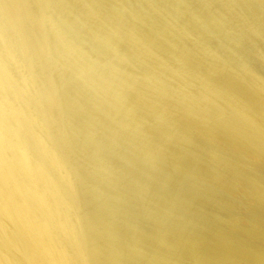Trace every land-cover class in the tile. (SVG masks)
I'll list each match as a JSON object with an SVG mask.
<instances>
[{
    "label": "bare ground",
    "instance_id": "bare-ground-1",
    "mask_svg": "<svg viewBox=\"0 0 264 264\" xmlns=\"http://www.w3.org/2000/svg\"><path fill=\"white\" fill-rule=\"evenodd\" d=\"M258 1H259L258 2L259 6L264 10V0H258ZM74 2H75V0H67V3L69 5H71L70 7H72V4ZM90 2H91V5L92 4L94 5V0H91ZM32 3L37 4V6H38V9H36L37 11L34 10L33 7H35V6H32ZM44 5L46 7H48V9L43 8ZM51 9H53V10L56 9V12L58 13L59 18L66 20V21H68L69 18L71 19V17H69L70 12H67L68 11L67 8L62 3L55 2V0H0V264H107L106 262H104L105 258H103L104 260H102V258H101L102 257V255H101L102 249L100 248V245H99V237L98 236L101 235L103 232L98 235L100 230L101 231L105 230V231H107L108 234L110 233V234L114 235V238H113V240L111 239L112 240L111 242H110V240H108V242H109L108 246L109 247L108 248L106 247V249H108L107 250L108 252L106 251V254L108 253L109 257L107 258L106 255L104 256L108 260L111 259L112 260L111 262H113V264L114 263L115 264H123L124 263L123 257L125 255V252L129 253V249H131L130 247H132V246L127 247L128 244H126L125 242H122L121 239L119 240L117 238V236L119 237L118 230H117L118 226H115L114 223H113L114 224L113 225L112 221H110L109 218H106V219H109V221H108L102 217L104 219V221H107V222H104L103 219L101 218V215L99 214V216H98L96 214L97 211L94 213V212H92L93 210H89V207L87 206L88 202H86L87 198L86 197L84 198L85 194L82 193V194H84V196H83L81 194V191H80L81 187H82L81 185H83V187L84 186L88 187L87 185L91 184V183L88 184L89 182H91V181L95 182L97 179L95 181L93 179V180L87 182V185L81 184L80 185L81 187H79V185H78V183H81L83 181H88L89 178H87V180H85L84 177L82 178V176L84 174L80 172L81 167H78L79 163L77 165V163L75 161V159H77V158L76 157L74 158V153H75V149H74L75 146H73L74 140L71 142V139L68 138V136L72 135V133L75 136L77 133L76 130L78 128L75 129L73 127L74 124L72 125V123H71L72 120H70V119H71V116H73L71 111L73 109L71 110L69 105L67 107L66 103H68L69 102L68 100L71 99V101H75V104L73 103L74 105H76V106L79 105V106H77L79 108L82 105H83V108H84V106L89 107V105L88 106L84 105L85 102L83 103V101H85V100L82 101V98H80L81 96H79L80 94H78V95L75 94V93H77V91L75 93L74 92L70 93L68 91L69 85H66L67 83H65V81H67V79L65 80V78H67V76L65 75V73H60L63 70H66L68 68H69L68 70L71 69L72 71H75V69H77L78 66L82 67V69L80 68L81 70H83L82 71L83 73H81L83 75H81V76H84V79L86 78V80L84 82H87V84L86 83L84 84V82H82V83L84 85H86V87H87V85L89 86V88H86L87 90L89 89L88 91L92 90L91 92L93 93V91L95 92L97 90L96 87L102 89V87L106 86L110 90L109 93L110 94L112 93L114 99H116L117 102H114L116 104H113V102H112V104L109 103V102H111L110 100L113 99V98H111V96H110L111 99L108 101L110 109L113 111V113H108L110 115L112 114L110 117V120L108 121L109 123L112 120L117 121L114 119L116 118V115L119 116L117 113H121L119 111L123 112L122 115H120V116L124 117V119L127 120L129 124L132 123L134 126H140L141 127L140 124L147 123L146 121H148L149 123H152V122H155L156 120H158L159 122H162L163 124H165V129L163 128L164 134H166V136L168 133L171 134V137H172L171 139L174 140L175 142H177L178 144H182V148L185 147L186 151L187 150L189 151V153L188 152L187 153L190 154L189 157L187 156L188 159L186 157V159L188 161L187 162L184 157L188 154H186L184 156L182 155V154L186 153V152H183L185 149H183V151L182 150L178 151V153L177 152L173 153V151L171 150L172 153H170L171 151H169L170 149H169V147H167L169 145L167 140L170 141V138L160 137V136H163L162 135L163 130L160 131V132H162L161 135L159 134V132L158 133L156 132L158 135L156 133H154V136H153L152 131H154L155 128L153 127V130H152L151 129L152 127L149 126L150 124L147 123L148 127H150V129L147 127L149 130L148 133L149 132H151V133L149 135L146 132L145 133L146 136L144 135L145 137L143 136L144 138L142 139L143 143L145 144L146 149H147V152H145L146 154L144 153L145 155L148 156L147 153L149 152L151 154V156L153 155L154 157L156 155H159L156 157H157V159H160L162 157L160 155L161 153L160 152H159V154H157V152L155 153L156 147H154V146H158L160 148L157 147L158 148L157 150L160 149L161 152L163 151V154L166 156V158L171 157L170 160L167 159V162L172 161V163H176L177 165H179L180 169H182L188 173L191 172L193 169L194 170L196 169L195 172L197 171L199 178H200V179L198 178V180H200L206 184H208V183L212 184L215 188L214 190H216L215 192L214 191H212V192H214L215 197L218 198V199H215V197L213 196L214 197V198L212 197L213 199L221 202L219 200V193L221 196L222 190L226 189L225 191H229L230 193L235 194V195H237V194L245 195V197L250 202L255 204L257 206L256 208H258V210H260L261 213H258L257 210L251 211V213H250L251 218H252L251 223H252V225L254 224V226L256 228H258L257 234H256V232H253V233L251 232V233L252 234L255 233L256 237L259 235L257 238H260L262 244L264 245V174H263L262 169H261L262 167L264 168V76H262L259 73L251 70V66H249L250 61L247 62L248 66L247 65L245 66V64L241 65V66L246 67V68L243 67L244 68L243 72L245 75L248 76V77L247 76L246 77L248 79H250V85L252 86L253 90L255 89L259 94V98L258 99L256 98L257 100H255L253 97H250V94H249L250 91L249 90L247 91V89L244 85H241V86H239V88H236L237 85L234 86L233 82H229V80L225 81L226 79L224 81L222 80L219 84L218 83L219 79L216 80L218 77L217 78L215 77L217 75V73L215 71L214 65H212V67L209 66V68H206V70L208 69L210 71L208 73V76L206 75L203 77L202 66L199 64L202 61L201 60L202 58L200 59L199 58L200 56L199 57H197L196 55L194 56V51L191 50L190 47H186V46L180 47L181 51L178 49L179 47L177 48V51H175L176 48H172L173 50L171 49L170 55H172V57L173 56L176 57L174 59H178V62L180 64L179 66L177 65L178 67H176V68L174 66V68H175L174 69L171 67V65H169L170 62L168 64L167 57L165 55H164V57H163V55L161 56L158 53V51H155L156 49L154 50L152 48L153 46L151 48L150 47H144V49L142 51H140V50H131V52L126 51L124 49V46L122 43L123 41H122L121 35L116 30L117 26L116 27L114 26L115 24L113 25L103 18H101L99 20V17L96 18V15L93 12L89 11L86 13L84 11V14L85 13L87 14L86 15L87 16L86 21L88 22L89 29H91V31L93 30L97 34H101V35L106 36L107 39L109 40V42L112 45H114V47H116L117 51L114 55L116 59H120V60H122V62H125L128 64L130 62H131L130 64L138 62V65L140 63V65L145 64V66L147 65L146 63H148L150 60V61L154 62L153 64H151V65H153L151 67L155 68V66H157L158 70L161 71L162 75L167 78L168 84L166 83L164 86L163 85L164 82L163 83H161V82H162V80L166 81V79L160 80L161 79L160 77H162V78H164V77L161 74H159L158 71H153V70L150 71L151 68H150V70H149V68L147 70L146 68L148 66L145 68V70L141 71L144 73V74L142 73L144 75L143 78L147 82V85L149 86L151 92H154L153 94L152 93L150 94L153 97H150L146 94L148 96L147 97L144 93L145 89L142 88V87H144V85H146L145 84L146 82L141 83L143 81V79L141 80L140 77H139L140 78L139 79L136 76L135 77L132 76L131 74L134 71L128 73L127 72L128 70L122 71L121 67H120V70H117L118 67H116L117 69L113 68V70L117 74L116 76L119 75L120 76L119 79L122 78L121 79L122 81L120 80L121 84L115 83V82L112 83L111 80H109L110 77H108L109 71L107 69H104V68H102L101 71L99 69H97L96 63H95L96 61H95V59L94 60L92 59L94 57H92L93 55H91L89 50L86 51L87 53H85V54L88 55V53H90L91 56L90 55L85 56V54H84L85 51L83 52L84 55L82 54L83 50L79 46H77V44H75L74 41H72L69 38L68 34L66 33V31L61 26L60 21L57 20L58 18H55V16H53L54 14L52 13ZM73 9L75 10L76 7L75 8L72 7L71 11ZM73 13H74L75 17L77 15L80 18L82 17V14H83V12L80 13L78 11V9H76ZM133 17H135V14ZM136 18H139V16H137ZM148 18H150V17L145 16L146 20H149ZM123 19H124L123 17L119 18L118 20H120V22L116 23V25H118L121 28V31L123 29L126 33H128V35L130 36V38H132V40L141 41V42L146 43L147 42V40L145 38L146 36L141 31H139V29H138L139 25L137 27V25H135V24H133L132 26L130 24V26L128 27V25H127L128 22L124 21ZM116 22H118V21L116 20ZM136 22H137V20H136ZM46 23L49 24L50 30H49L48 26L46 25ZM48 30L55 32L59 36V38L62 42V45H60V44L57 45L56 43L51 42L52 40H49L50 38H48V34H47V32H49ZM146 44H148V42ZM160 50H162V49H160ZM200 50H202L201 51L202 53H199V54L202 55L203 53L204 54L207 53L206 56L210 55V53L213 52V51H210L209 48L204 47V46L201 47ZM179 51H180V54H178ZM159 52L161 53L162 51H159ZM208 52H210V53L208 54ZM195 54H196V52H195ZM197 55H198V53H197ZM261 55L264 58V53H262ZM206 56H204V57L206 58ZM212 56L214 59V63H215V61H217L218 63L220 62L221 66L223 68H225V70L232 67V64H230V60H228V58L225 57L226 58L225 59L223 56L217 54L216 52H213ZM212 56L210 55L208 57L210 58ZM194 57L199 58L198 61L195 58V60L197 62H195ZM201 57H203V55ZM55 60H56V63H57V61L61 64L63 63V65L60 64L59 66L64 68V65L66 64L68 67L66 69L59 68V69H62V71L61 70L59 71V69H58V71L56 70L57 72L60 73L59 78L58 79L56 78V80H59L58 82L55 80L56 75H55V77L53 76V74H56L55 69H57V67H59L56 65ZM152 62H149V63H152ZM176 62H177V60H176ZM244 62L246 63V61H244ZM149 63H148V65H150ZM218 63L216 64V66L219 65ZM206 64H207V62H206ZM102 65L106 66L107 64H102ZM142 65L140 66L141 68H143ZM137 69H138V67H137ZM78 70H79V68H78ZM230 70H233V69H229V71ZM54 71H55V73H53ZM96 71H98V73H96ZM63 72H65V71H63ZM76 72L80 73V71H77V70H76ZM76 72H71V73L76 74ZM79 73H77V74H79ZM95 73L98 74L99 80H100V78L102 80V81H100V82H102L101 87H99L100 83H99V86L95 85L97 81L95 83L91 82L92 85L95 86V88H94V86H92L91 84L88 83V81L95 80V77H96ZM235 73H237L236 75L238 76V75H241L242 72L237 71ZM75 74H74V76H77V77L80 76V75H77V74L75 75ZM204 74H207V73H204ZM244 74L242 76H244ZM135 75H136V73H135ZM92 76L94 79H92ZM174 76H176V77L174 78ZM168 77L171 78V79H169V80H171L170 82L168 80ZM177 77H179L178 78L179 80L176 79ZM197 78H198V80L200 78V81H201L199 84V90L196 88V85H195L196 84L195 82L198 83V81H196ZM220 78H222V77H220ZM80 79L82 81L83 78L81 77ZM173 79H175V80H173ZM172 80L174 82L175 81H181V82H180V84H179V82H177V83L175 82L177 85L176 86L174 85L175 87H172V84L174 83ZM171 82H172V84H171ZM64 84H65V86H64ZM102 85H104V86H102ZM197 86H198V84H197ZM71 87H73V86H70V89H73ZM129 88L134 89V91L136 90V93L138 92L137 95L140 96V98H142V102H143L142 104H141V102H136L134 104L131 101L130 96L128 97L129 93L127 95V91L130 90ZM126 89H128V90H126ZM75 90H77V89H74L73 91H75ZM104 90H105V87H104ZM161 90H163V92H164L163 94H162ZM105 91H104V93H105ZM91 92H89V93H91ZM92 93H91V97L95 96V94L94 93L92 94ZM156 93H158L157 94L158 96L156 95ZM159 93H161L162 97L159 95ZM71 94H73V98H72ZM154 94L157 96V97L155 96L156 98L154 97ZM174 94H175V96H174ZM176 94H177V96H176ZM76 95L79 97H77ZM163 95H165V97L167 96L166 99L163 97ZM171 95H173L172 96L173 99H171V101L172 100L174 101V99L176 97L179 98V96L183 98L182 100H180V99L179 100L182 102H183V100L185 101V102H183L184 107H183V105H181L182 103L176 104V101L178 99H176L175 102H173L172 104H174L175 107L177 105L178 106L181 105L183 107V110L181 108H179L180 106L178 107L179 109L177 107H176V109H178L179 111L181 110L180 112L183 111V113L185 112V114L189 115V117H187V118H190L192 116V118L198 117L202 120L199 124H192V123L188 122L189 124L187 123V125H186V122L184 121V123H185L184 124V123H182V120L180 123L182 126L183 125L185 127L187 126L186 128H188L189 130H196V131L201 130L204 133H206L207 136L210 137V140H209L210 141V144H209L210 151L209 150L208 151L210 152L209 160H211L210 162H212L213 168L212 169L209 167L208 168L210 170H212L213 172L212 171L210 172L208 169H206L204 167V165H203L204 168L202 166L198 165V163L200 161L203 162L202 159L200 158L201 154L199 155V153H201V151H199L201 146H200V148H198L199 144L197 145L190 136H187V138H184L183 137L184 134L182 132H181L182 133L181 134L180 130L176 129L178 127V124L176 122H178L179 120L176 117V115H174V113L172 112V110H173L172 108L174 106L172 104H170L171 101L168 100V101H170L169 103L167 101V99H169ZM159 96L161 99L163 98L162 103L157 99V98H159ZM97 97H98V95H97ZM97 97H96V99H94L95 101L99 98V97L98 98ZM255 97H258V95L256 94ZM140 98H139V101H141ZM101 99H102V97H100V99H98V100H101ZM104 99H102V100H104ZM165 100L167 101L168 104L166 102H164ZM179 100H178V102H179ZM99 102L100 101H98V104L100 105L101 103H99ZM193 102L194 103L199 102L198 104L200 106L204 107L202 109L203 112L201 111V109L199 110V108L196 110L195 108H197L199 105H197V103L193 104ZM103 103L104 102H102V109L103 108H105V109L103 111H101L102 109L101 110L99 109L102 112V114H100L101 112L98 110V107H97V110L96 109L95 110L99 111L100 112L99 114L104 116L105 115L104 113H106V111H107L106 108L108 106L106 103L107 107L106 106L103 107V105H105ZM138 103H140V104H138ZM164 103H166L167 105H171L172 108H170L169 106L167 108V106H165ZM185 103H186V105H185ZM117 104L120 105V107H118ZM136 104H138L137 106L142 105V107H145V108H146V106H147V108L150 107L149 109H151V111L149 109H147V111L149 110L150 112H152V110H154V112H156V113L148 114L149 116L152 115V116H150V118L152 117L153 121L149 118L148 115H147L148 116L147 119H146L147 116L144 117V114H147L150 112L144 113L141 111L142 113H144V114H142L143 117H142V115H139V113H138L139 110H137V109H140V108H137ZM143 104H144V106H143ZM212 104L215 105L216 111H217V116H216V118L214 116V119L212 118V115L210 112V110L213 107ZM194 105H196L197 107H194ZM211 105H212V107H210ZM86 107H85V109H87ZM145 108H143L142 110H144ZM85 109H81V108L79 109V111L84 110L83 113L81 111L82 116L85 115L84 114V112L86 111ZM110 109H109V111H111ZM178 110H176V112ZM198 110L201 112H199ZM87 111H88V109H87ZM92 111H94V110H92ZM96 111H94V112H96ZM231 111H233V112L235 111V115L233 114V112L231 113ZM77 113H79L78 115H81L80 112H77ZM183 113H181V114L183 115ZM75 114H74V117L76 118L77 114L76 115ZM92 114L94 115L96 113L92 112ZM99 114L97 113L96 115L100 121L101 116H98ZM108 114L106 113V115H108ZM86 116H88V115L86 114ZM169 116L170 117L172 116V119L168 118ZM78 117L80 118V116H78ZM90 117H88V119L87 118L86 119L92 120V117L91 118ZM93 117H95V116H93ZM97 117H95V118H97ZM112 117H113V119L111 120ZM122 117H121V119H123ZM95 118H93V119H95ZM98 118L96 119V121L98 120ZM143 118L146 119V121L144 120L145 121L144 123L142 121ZM192 118H190V119H192ZM108 119H109V117H108ZM121 119H119V121ZM154 119H156V120L154 121ZM80 120L81 119H79L77 121H80ZM83 120H84V118L82 119V121ZM91 120H90V123L86 121V124L87 123L92 124V126H91L92 128L91 127L90 128L93 129V127H95V125L93 126V124H95L96 122L94 121L95 123H93V121H92V123H91ZM171 120H173V122ZM214 120L216 122H220L221 124H224V123L229 124L228 128H231V130H233V131L230 132L231 131L230 130L229 133H226V131L224 132L223 131L224 129H226V130L228 129L227 128L228 125H226V128H221L220 127L221 124L218 123V125L219 124L220 125L219 126L216 125L217 123L213 122ZM99 121H98V123H99ZM169 121H171V122L169 123ZM77 123L81 124L82 122H77ZM100 123H102V121H100ZM113 123H116V122H113ZM117 123H118V121H117ZM175 123L177 124L176 125L177 127L174 126L176 128L172 127ZM86 124L85 125L83 124V125L86 126ZM89 124H87L88 127L90 126ZM147 124H145V126H147ZM99 125L100 124H98V126ZM87 126H86V128H87ZM96 126H97V124H96ZM126 126H125V129H126ZM134 126H133V130L131 132H135V133L138 132L139 133V131L137 130L138 128L136 127L137 128L136 129ZM166 126L168 129L166 128ZM80 127H82V126H80ZM99 127L101 128V126H99ZM110 127H112V126L109 125L108 128H110ZM113 127H115V125H113ZM100 128L98 129V132H99ZM141 128H139V129H141ZM178 128L180 129V127H178ZM112 129H111V131H112ZM114 129L116 130L118 128L116 127ZM134 129L137 131H134ZM166 129L168 130L167 133H165ZM94 130H95L94 134L97 133V135H98V132H96L97 128L96 129L94 128ZM94 130H91V132ZM120 130L118 129L115 132L113 131V133H117V132L120 133L119 132ZM111 131L109 130V132H111ZM68 132H70L71 134H69ZM89 133H88V135H89ZM99 133H101V132H99ZM121 133H122V131H121ZM138 133L137 134L133 133V135H136L138 137ZM86 134H84L85 137H86ZM94 134H92V135L90 134L91 137L92 136L94 137L95 136ZM155 134L157 137L155 136ZM79 135L80 134L77 133L76 137H78ZM107 135L109 136V134H107ZM120 135L121 134H119V137H120ZM110 136L112 137L113 135H110ZM184 136H186V135H184ZM114 137H116V136H114ZM230 137L231 138L235 137L237 139L236 141L239 142L238 143L239 146H237V147H236V145H235V147L230 146L229 143L226 142L227 140H231ZM248 137H250L252 139V141H251L252 143L250 142L252 147L250 145H248V142H246V139ZM99 138H100V136H99ZM99 138L97 137L95 139H99ZM132 139H133V137H132ZM225 139H227V140L225 141ZM80 140H81V138H80ZM118 140H116V141H118ZM133 140H135V139H133ZM82 141L84 142V140H82ZM83 142H82V144H83ZM97 142H99V140H97ZM131 142H132V140H131ZM230 142H232V141H230ZM139 143H140V140H139ZM141 144H142V142H141ZM171 145H169V146H171ZM79 146H80V144H79ZM137 146L140 147V145H137ZM141 146L143 147V144ZM177 146L178 145L176 144V148L178 149ZM249 146L251 147V149ZM108 148H110V146ZM143 148H145V147H143ZM252 148H254V149L252 150ZM255 149L258 150L259 153L255 152L256 151ZM76 150H78V149H76ZM121 151H123V150H121ZM140 151L142 152V150H140ZM198 151H199V153H198ZM180 152L182 154H180ZM100 153L102 155V152H100ZM83 154H85V152ZM98 154L99 153H97V156H98ZM95 155H94V157H95ZM121 155H122V153H121ZM106 156H108V155H106ZM124 156H126V155H124ZM131 156L132 155H130L129 157H131ZM151 156H149V158H153V156L152 157ZM233 156H234V158H235V156L236 157L238 156V158H239L238 160H240V158H241L242 160L245 161V163L248 162L247 163L248 166L246 164L243 165V167L246 166V167H248V169H246V171L243 170L242 169L243 167L241 166V163H240V162H242V160L241 161L233 160ZM83 157H84V155H83ZM100 157H102V159H101L102 161H100V165L102 163V165L104 167L103 170L107 169V171L105 170L106 173H104V174L101 173V174H103L104 176L106 175V177L108 178L109 176L107 175V172H108V169L111 168L110 166H112V162H108L109 161L108 157H106V158H108L107 159L108 161L103 157V155ZM158 157H160V158H158ZM133 158H135V157H132V160H133ZM164 158H161V160H159V161H162V159L164 160ZM189 158H192L191 161L193 160L192 161L193 163L196 162V165L198 166L197 168H193L194 167L193 166V167H191L192 168L191 170L188 169L191 166L189 164V162H190ZM78 159H79V157H78ZM97 160H98V163L96 161L95 162L97 163V166H98L100 159H97ZM153 160H156V159H153ZM144 161L145 160H143V162ZM95 162H93V163L95 164ZM146 162H147V160H146ZM151 164H153L152 161H151ZM168 164H170V162H168ZM176 164H174V165H176ZM82 165H84V164H82ZM155 165H156L155 163L153 165H150L151 169ZM112 167H116V166L114 165ZM155 167L153 168L154 172H156V170H158L157 168L155 169ZM99 168H102V167L100 166ZM110 170H112V171H110ZM113 170H115V168L109 169V172L111 173V172H113ZM101 172H103L102 169H101ZM109 172H108V174H109ZM158 172H159V170H158ZM162 172H160V174ZM195 172H193L192 174H196ZM87 173H86V175H87ZM188 173H186V174H188ZM81 174H83V175H81ZM162 174H166V172L162 173ZM178 174H180V173H178ZM183 174L184 173H182V176H183ZM99 175H100V173H99ZM146 175L147 174H145L144 176H146ZM174 175H176V174H174ZM100 176H102V175H100ZM100 176H99V178H101ZM104 176H102V178H101L102 179L101 184H103ZM115 176H114V179H112V178H110V179L114 180L116 183V181L119 179L118 178L119 176H116L118 179H116ZM148 176H150V175L148 174ZM162 176L164 177L165 175H161V177ZM169 176L170 177L167 178L168 180H170L171 177H173V174H170ZM180 176H181V174H180ZM182 176H181V178H182ZM185 176H187V175H185ZM189 176L192 177L191 175H189ZM91 177H93V176H91ZM174 177L171 179V181L174 179L173 181L175 182V180H176V182H175L176 184H178L180 182L182 183V181H177L178 179H175ZM177 177H178V175L176 176V178ZM99 178H98L99 182L96 181V183L98 182V185L100 183ZM107 178H105V180H104L105 182L107 180H109V178L108 179ZM137 178H138L137 180L139 182L140 178L139 177H137ZM144 179L142 178L141 180L144 181ZM111 180H109V181H111ZM179 180H180V178H179ZM181 180H183V179H181ZM114 181H113V183H114ZM118 181H117V183H118ZM141 182H139V183L141 184ZM96 183H94V184H96ZM107 183L105 185H107ZM115 183H114V185L116 186ZM119 183H120V181H119ZM166 183H168V182H166ZM166 183H164V184H166ZM94 184H91V185L94 186ZM105 185H103V186H105ZM182 185L183 184H181L179 188L184 186V185L183 186ZM93 186H91L90 188H93ZM100 186L98 187L99 189H100ZM103 186H102V188H103ZM141 186H140V188H141ZM145 186L144 187L147 188V184ZM173 186L178 187L179 185L175 186V184H174ZM203 186L206 187L207 185L204 184ZM112 187H114V186H112ZM116 187H119V184H117ZM174 187H173V189H174ZM205 187H203V188H205ZM90 188H89V190H90ZM94 188H96V186H94ZM98 188H97V190H98ZM102 188H101V190H102ZM120 188H122V187L120 186ZM143 188H141V189H143ZM183 188H185V187H183ZM183 188H181V191L179 189L180 194H182L184 192ZM84 189H82V190L85 191ZM137 189L139 192L138 187H137ZM97 190L94 189L95 192ZM104 190H106V189H104ZM90 191H88V192H90ZM94 191L92 190V192H94ZM140 191H142V190H140ZM143 191H144V189H143ZM148 191H150V190H148ZM173 191L176 192L178 190H173ZM142 193L143 192H141V194ZM93 194H95V193H93ZM144 194H145V192H144ZM151 194H153V193L151 192ZM163 194H165V193H163ZM186 194H188V193H186ZM190 194H192V193H190ZM98 195L101 197L102 200H104V201L107 200L106 198L103 199L105 196L104 192L100 191V192L96 193L95 196L98 197V199H99L100 197ZM124 195H126V194L124 193ZM153 195H155V194H153ZM166 195H168V194H166ZM173 195H174V193H173ZM147 196L143 195V197H147ZM161 196H163V195H161ZM192 196L190 195V197L188 196L189 199L187 198L188 200H190L189 203L190 202L192 203V201H193V200L191 201V199H190ZM195 196H196V194H194V197ZM230 196H232V195H230ZM155 197L156 196H154V198ZM154 198H153V201L156 199L154 202H157V200H158L157 197L155 199ZM161 198H164V197H161ZM168 198H170V197H168ZM178 198L180 199L181 203L183 201L182 198L186 199V197H184V196L182 198H180V196H179ZM101 199H99V200H101ZM143 199H145V198H143ZM172 199L176 200L174 198H172ZM179 199H177L176 201L179 202L178 201ZM197 199H198V197H197ZM220 199H221V197H220ZM226 199H228V198H226ZM145 200H144V202H145ZM153 201L152 202L150 201V203L151 204L153 203L152 205H156V204H154ZM169 201H170V199L167 202L169 203ZM185 201H187V200H185ZM222 201H223V199H222ZM100 202H102V201H100ZM177 202L175 204H177ZM146 203L141 202V204H146ZM163 203H164V201H163ZM168 203H166V204L168 205ZM183 203H182V205H183ZM159 204L160 203L157 204L156 208H158ZM170 204H171V202H170ZM173 204H174V202H173ZM173 204H171L170 207ZM185 205L189 206L190 204L188 205V201H187V203H185ZM192 205H194V204H191V207H193ZM220 205H223V204H220ZM143 206L145 207V205H143ZM164 206H165V208H167L166 205H164ZM173 206L171 207L172 211H174V209H172ZM179 206H181L180 203H179ZM224 206H226V205H224ZM239 206H241V205H239ZM168 207H169V205H168ZM170 207H169V209L167 208L169 211L167 209H165V211L167 210L166 212L170 213L171 212ZM110 208L111 207H109L108 209H110ZM174 208H177L176 210H179L178 205ZM181 208L187 209V207H185V206L180 207V209ZM144 209H146V207ZM190 209H193V211L195 210L194 207L190 208ZM198 210H200V209L199 208L197 209V213L199 212ZM157 211L159 212V214L161 213L159 211V209ZM187 211H188V209H187ZM189 211L191 212V210H189ZM111 212H110V216H112ZM202 212H204V211H202ZM202 212H200V213L202 214ZM174 213H176V212H174ZM179 214L180 215L183 214L182 211ZM204 214H205V217H211L212 218V216H213V215L207 216L206 213H203V216H204ZM157 215L158 214H156L155 216H157ZM175 215L178 216V214H175ZM186 215H187V217L189 215L191 217L192 213H189V215L188 214H186ZM113 216H115V213L113 214ZM182 216H184V215L180 216V218H181L180 220L175 216L176 219H178L177 221L176 220L175 221L176 222L179 221L178 223H180L181 220H184L187 218V217L183 218ZM117 217H118V215H117ZM157 217H156V219H157ZM159 217H161V215ZM192 217H194V216H192ZM192 217L187 218L189 220H186V221H188L189 223L190 222L193 223V221H195V219L193 220ZM214 217H213V219H214ZM172 218H174V217H172ZM161 219H158L157 222H159V220H160L159 223H161ZM190 219H192V221H190ZM111 220H113V219H111ZM114 220H116V219L114 218ZM172 220L170 221V223L172 222ZM216 220H217V217H216ZM235 220L237 221V220H239V218L236 217ZM109 222H111V224ZM184 222L181 221V224ZM218 222H219V219H218ZM218 222H217V224H219ZM178 223H176V224L178 225ZM205 223H204V225H205ZM181 224H179L180 228H181ZM186 224H185V226H187ZM194 224L195 223H193V225ZM237 224H238V222H237ZM161 225H163V224H160V226ZM191 225L192 224H190V227H191ZM206 225L208 226V224H206ZM157 226H158V223H157ZM188 226H189V224H188ZM198 226L200 228V225L198 224L195 227V229H197ZM202 226H203V224H202ZM187 227H185V228H187ZM163 228L166 229V227H161L162 230L158 229L159 230L158 232L161 231V233H158V235L156 232V230H157L156 227H155V231H154L156 233V236H157L156 240L158 239L160 241V244L162 243L163 245H165V246H163V245L160 246L158 243L160 248L161 247L167 248L168 246H170V248L168 247V250H169V249H172V247L174 246V248L172 250H175V247H176V249L179 248L178 251L180 249H183L184 251H186V253H189L187 251L190 250L193 253L192 254L190 252L191 256H193L192 258L194 259L193 264H264V252H263L264 248H263L262 244L260 246L255 245L256 241L257 242L260 241V239L256 240V237H255L256 241H254L255 246L252 245L251 243H248L249 240H247V241L245 240L246 242L245 241H243V242H245L246 244L241 242V243H243V245L240 243L241 247H238L236 245V240H235L237 234L231 235L229 233V231H225L223 229L219 230V228L221 229V227H219V228L217 227L218 229L215 228L217 231L219 230L218 231L219 233L217 232V234H216V236L219 234L217 237L214 236V232L211 231V233L213 235L212 237H214V239H215V237L217 239L219 237L218 240L213 239L214 241L212 240L211 235H210L211 239H209V237H207V238H204V236L202 237V234L204 235L205 231L201 228L200 229L198 228V229L200 231L202 230L204 232L202 234L199 232L201 235L197 234L198 237H194L195 235L190 234V232H188V231L191 228H189V229L187 228L188 229L187 232L191 235V237H188L190 235L186 231H184V229H183L184 226L182 227L183 230L178 228V229H180V231L175 227L177 229L176 232L169 230L170 228L166 229V231L169 230L168 234L166 233L165 230L163 231ZM175 228H174V230H176ZM138 230H139V228H138ZM192 230L195 234L196 230H194V228ZM205 230H206L205 235L210 233V232H207V229H205ZM216 230H215V233H216ZM140 231H141V229L136 234L130 233L131 238H133V239H131V238L130 239L132 241L135 240V241L139 242L140 245L144 244V246H145V242L147 244V241H148L147 239L149 237L147 239L145 237L146 241H144V235L140 234L141 233ZM170 232H175L176 234H174L172 236L171 234H173V233H170ZM177 232H178V234H177ZM197 232H198V230H197ZM143 234H145V233H143ZM154 234L152 236H154ZM187 234H188V236H187ZM107 235L105 232V236H107ZM238 235H239V233H238ZM129 236L130 235H128V237ZM145 236H146V234H145ZM199 236H201V237H199ZM151 237H150L149 241H151V239H152ZM100 238H101V236H100ZM253 238H254V236H253ZM103 239H104V237H103ZM153 240H152V242H153ZM156 240H154V241L156 242ZM158 240H157V242H159ZM210 240H212V241H210ZM103 241L104 240H100L102 245L105 244V242H103ZM108 242H107V244H108ZM149 244L150 243H148V245ZM152 244L155 245L154 242L151 243L150 245H152ZM166 245H167V247H166ZM104 246H106V245H104ZM137 246H138V243H137ZM156 246H157V243H156L155 247ZM159 246H158V248H159ZM138 247H140V246H138ZM148 247L150 249V246H148ZM185 247H187L188 249L186 248V250H185ZM132 248H134V249H131V250L138 252L136 254H139V255L142 254V251L140 250V248H135V247H132ZM160 248L158 250L159 252H161ZM155 250L156 249L154 248V250L150 249L148 252L146 251L147 252L146 255H147V257L149 256V260L151 261L152 264H167V263L172 264V262H170V259H173V257H175V259H173V263H179V262L182 263V261L185 258L184 257L185 255L181 254L180 256L184 255L183 257H180V258H183V260L181 259L182 260L181 261L180 259H177L178 257L176 258L175 254L172 255V250H170V252H171L170 254L172 255V256L169 255L170 258L168 257V253H167V256L164 255L163 257H161L160 255L163 254L164 252H166V250H167V249L166 250L164 249L165 250L164 251L162 249V251H164V252L157 255L158 257L160 256L161 258L159 257L160 259H156L155 257H153V256H156ZM178 251H176V252H178ZM180 253H182V252H180ZM190 253H189V256H190ZM129 256H130V254H129ZM126 257H124V258H126ZM183 263L185 264L186 262H183ZM108 264H112V263H108Z\"/></svg>",
    "mask_w": 264,
    "mask_h": 264
},
{
    "label": "rangeland",
    "instance_id": "rangeland-1",
    "mask_svg": "<svg viewBox=\"0 0 264 264\" xmlns=\"http://www.w3.org/2000/svg\"><path fill=\"white\" fill-rule=\"evenodd\" d=\"M91 0H75V2L72 4V7H76V9H78V11L80 12V13H82L83 12V14H82V17L80 18V17H78L77 15H76V17H75V15H74V11L76 10H72L71 11V9H72V7H70L71 5H69L68 3H67V0H55V2H58V3H62L66 8H67V12H70V16L69 17H71V19L69 18V20L68 21H66V20H63V19H61V18H59L58 17V13L56 12V9L55 10H53V9H51L52 10V13L54 14L53 16H55V18H58L57 20H59L60 21V24H61V26L63 27V29L66 31V33L68 34V36H69V38L72 40V41H74V43L75 44H77V46H79L83 51H82V54H83V52H84V54L85 53H87L86 51H88L89 50V52L91 53V55H93L92 57H94V58H92L93 60L95 59V63H96V67H97V69H99L100 71H101V69L102 68H104V69H107L109 72H108V77H110L109 78V80H111V82L112 83H119V84H121V79L122 78H120L119 79V75L118 76H116L117 74L115 73V71L113 70V68H115V69H117L116 67H118V69L117 70H120V67H121V70L123 71H126V70H128L127 72L129 73V72H132V71H134V72H132V76H136V77H140L141 78V80L143 79V81L141 82L138 78V80L141 82V83H144V82H146L145 80H144V78H143V72H141V71H143V70H145V68L148 70V68H149V70H150V68H151V70L150 71H158L159 72V74H161L162 75V73H161V71L160 70H158V68H157V66H155V68H153V67H151V66H153V65H151V64H153L154 62H152V61H150L149 60V62H152V63H149L150 65H148V63H146L147 65L145 66V64L144 65H142V67L143 68H141L140 66V63H139V65H138V62L137 63H132V64H128V63H125V62H122V60H120V59H116L115 58V53H116V51H117V49H116V47H114V45H112L110 42H109V40L107 39V37L106 36H104V35H101V34H97L96 32H94L93 30L91 31V29H89V25H88V22L86 21V13L87 12H93L95 15H96V18L97 17H99V20L101 19V18H103V19H105V20H107L108 22H110L111 24H115L114 26L116 27V30H117V32H119V34L121 35V38H122V43H123V46H124V49L126 50V51H128V52H131V50H140V51H142L143 49H144V47H152L155 51H158V53L162 56L163 55V57H164V55L167 57V62H168V64H169V62H170V64L169 65H171V67L172 68H174V66H175V68L176 67H178L180 64H179V62H178V59H174V58H176V57H172V55H170V51H171V49L172 48H176V50L175 51H177V48L180 50V47H184V46H186V47H190V49L191 50H193L194 51V56L196 55L197 57H199L202 61L199 63L201 66H202V73H203V77L204 76H208V73H209V71L210 70H206V68H209V66H211L212 67V65H214L215 67V71H216V73H217V75L215 76L217 79L216 80H218L219 79V84H220V82L223 80H225V81H227V80H229V82H233L234 84V86H236V88H239V86H241V85H244L245 87H246V89H247V91L249 90L250 91V97H253L255 100H257L258 98H259V94H258V92L254 89L253 90V88H252V86L250 85V79H248L247 77V75H245L244 74V72H243V69L244 68H246V67H244V66H241V65H243V64H245V66L247 65V62L248 61H250V65L249 66H251V70H253V71H255V72H257V73H259L260 75H262V76H264V58L262 57V53H264V10L259 6V4H258V0H94V5L92 4L91 5V2H90ZM34 3V2H33ZM32 3V6H35V7H33L34 8V10H36V9H38V6H37V4L35 3V4H33ZM69 5V6H68ZM74 5V6H73ZM43 8H45V9H48V7H46L45 5H44V7ZM37 11V10H36ZM84 11L86 12L85 14H84ZM72 12V13H71ZM137 13V14H136ZM141 13V14H140ZM57 14V15H56ZM134 14H135V17H133L134 16ZM141 15V16H140ZM81 16V15H80ZM137 16H139V18H136ZM145 16H148V17H150V18H148L149 20H146L145 19ZM124 18L123 20L124 21H127L126 23H127V25H128V27L130 26V24H131V26L133 25V24H135V25H137V27H138V25H139V31H141L146 37V40H147V42H148V44H146L145 42H141V41H136V40H132V38H130V36L128 35V33H126L123 29H122V31H121V28L118 26V25H116V23H119L120 22V20H118L119 18ZM116 20L118 21V22H116ZM132 20V21H131ZM134 20V21H133ZM136 20H137V22H136ZM102 22V21H101ZM134 22V23H133ZM136 22V23H135ZM46 25L48 26V28H49V24H47L46 23ZM142 29V30H141ZM49 30H50V28H49ZM48 30V31H49ZM122 33V34H121ZM47 34H48V38H50L49 40H52L51 42H54V43H56L57 45L58 44H60V45H62V42H61V40H60V38H59V36L55 33V32H53V31H49V32H47ZM123 36V37H122ZM150 42V43H149ZM138 43V44H137ZM153 44V45H152ZM134 45V46H133ZM158 46V47H157ZM207 47V48H209V50L210 51H213V52H216L217 54H219V55H221V56H223L224 58L226 57V58H228V60H230V64H232V67L231 68H229V69H233V70H230L229 71V69H226L225 70V68H223L222 66H221V64H220V62L218 63L217 61H215V63H214V59H213V52H208V54L210 53V55L212 56V57H208V56H210V55H208V56H206V54L207 53H203L202 55H203V57H201L202 55H200L199 53H202L201 51L202 50H200V48L201 47ZM85 50H84V49ZM193 48V49H192ZM159 49V50H158ZM160 49H162V50H160ZM196 49V50H195ZM173 50V49H172ZM200 50V51H199ZM159 51H162L161 53L159 52ZM181 51V50H180ZM180 51H179V53L178 54H180ZM192 51V52H193ZM199 51V52H198ZM195 52H196V54H195ZM90 53H88V55H90ZM197 53H198V55H197ZM83 54V55H84ZM87 54H85V56H86ZM87 55V56H88ZM90 55V56H91ZM82 56V55H81ZM204 56H206V58L204 57ZM165 57V58H166ZM195 58L196 57H194V60H195ZM199 58H196L197 59V61H198V59ZM225 58V59H226ZM55 59V58H54ZM204 59V60H203ZM118 60V61H117ZM166 60V59H165ZM176 60H177V62H176ZM209 60V61H208ZM116 61V62H115ZM196 60H195V62H197ZM244 61H246V63L244 62ZM104 62V63H103ZM118 62V63H117ZM206 62H207V64H206ZM209 62V63H208ZM244 62V63H243ZM55 63H56V60H55ZM59 62L57 61V63H56V65L57 66H59L61 63H59ZM107 64L106 66L105 65H102V64ZM202 63V64H201ZM219 64L218 66H216V64ZM134 64V65H133ZM61 65H63V63L61 64ZM137 65V66H136ZM173 65V66H172ZM178 65V66H177ZM104 66V67H103ZM131 66V67H130ZM150 66V67H149ZM248 66V65H247ZM124 67V68H123ZM137 67H138V69H137ZM244 67V68H243ZM59 68H62V69H66V68H68L67 67V65L65 64L64 65V68L63 67H61V66H59V67H57V69H55V71L57 70L58 71V69ZM78 68H79V70H78ZM82 69V67H80V66H78L77 67V69H75V71H72L71 69L70 70H68V69H66V70H63V71H65V72H63L62 71V69H59V71L61 70L62 72H60V73H65V75L67 76V78H65V80L67 79V81H65V83H67L66 85H69L68 86V91L71 93V92H76L77 91V93H75V94H80L79 96H81L80 98H82V101L83 100H85V101H83V103L85 102V104L84 105H89V107L92 109V110H94V111H96L97 110V107H98V110L100 109H102V102H104L103 104H105V105H103V107H105L106 106V103H107V111H106V113L108 114V113H113V111L110 109V106H109V104H108V101L111 99V98H113L114 99V97H113V94L111 95L109 92H110V90L106 87V86H104V85H102V86H104L105 87V90H104V87H102V89L101 88H97L96 87V89L98 90H96L95 92L93 91V93L95 94V96L97 97V95H98V99H100V97H102V99H108L107 101L105 100H94V99H96V97L95 96H92L91 97V91L92 90H90V91H88L86 88H89V86L87 85V87H86V85H84L85 83L87 84V82H84L85 80H86V78L84 79V76H81V75H83V74H81V73H83L82 71L83 70H81ZM126 68V69H125ZM134 68V69H133ZM157 68V69H156ZM174 68V69H175ZM204 68V69H203ZM213 68V69H214ZM130 69V70H129ZM155 69V70H154ZM76 70L77 71H80V73L79 72H76ZM111 70V71H110ZM225 72H224V71ZM55 71L53 72V73H55ZM56 71V74H53V76L55 77V75H56V77H55V80H56V78L58 79L59 78V72H57ZM76 72V74L77 73H79V74H77V75H80V76H74V74L75 73H71V72ZM205 71V72H204ZM237 71H241L242 73H241V75H236L237 73H235V72H237ZM221 72V73H220ZM229 72V73H228ZM96 73H98V71H96ZM95 73V74H96ZM135 73H136V75H135ZM143 73V74H142ZM204 73H207V74H204ZM219 73V74H218ZM75 74V75H76ZM221 74V75H220ZM235 74V75H234ZM240 74V73H239ZM244 74V76L246 77H244V76H242ZM58 75V76H57ZM163 76V75H162ZM65 77V76H64ZM83 78L82 79V81H81V79L80 78ZM95 77V76H94ZM97 77V78H96ZM96 77H95V80H91V81H88V83L89 84H91L92 85V83L91 82H96V86H99V83H100V86L99 87H101V84H102V82H100V81H102L101 80V78H100V80H99V78H98V74H96ZM118 77V78H117ZM164 78H162V77H160L161 79L160 80H162V79H166V81H163L162 80V82L161 83H163L164 82V86H165V84L167 83L168 84V82H167V78L165 77V76H163ZM176 76H174V78H175ZM220 77H222V78H220ZM224 77V78H223ZM179 77H177L176 79H178ZM92 79H94L93 78V76H92ZM169 79H171V78H169L168 77V80ZM221 79V80H220ZM246 79V80H245ZM249 81H248V80ZM121 80V81H120ZM173 80H175V79H173ZM172 80V81H173ZM179 80V79H178ZM57 82L59 81V80H56ZM171 80H169V82H170ZM196 81H198V83L197 82H195L196 84V88L199 90V84H200V78H199V80H198V78L196 79ZM243 81V82H242ZM82 82H84V84L82 83ZM174 82V81H173ZM176 83L177 82H179V84H180V82L181 81H175ZM174 82V83H175ZM172 84V82H171V84H172V87H175L177 84L175 83V84ZM146 85H144V87H142L143 89H145V95L147 94L148 96H150V97H153V96H151L150 94L152 93H154V92H151V90H150V88H149V86L147 85V82L145 83ZM197 84H198V86H197ZM240 84V85H239ZM142 85V84H141ZM175 85V86H174ZM64 86H65V84H64ZM70 86H73V87H71V88H73V89H70ZM92 86H94V85H92ZM143 86V85H142ZM94 88H95V86H94ZM108 90H107V89ZM74 89H77V90H75V91H73ZM130 89V88H129ZM196 89V90H197ZM103 92H102V91ZM126 90H128V89H126ZM132 90V91H131ZM104 91H105V93H104ZM131 91V92H130ZM256 93H255V92ZM89 92H91V93H89ZM102 92V93H101ZM135 92V93H134ZM161 92H162V94L164 93L163 92V90H161ZM73 93V94H74ZM92 93V94H93ZM97 93V94H96ZM128 93H129V95H128ZM255 93V94H254ZM73 94H71L72 95V98H73ZM101 94V95H100ZM138 94V92L136 93V90L134 91V89H130V90H128L127 91V95H128V97L130 96V98H131V101L135 104L136 102H141V104L143 103L142 102V98H140V96H138L137 95ZM158 93H156V95H157ZM258 95V97H255V95ZM76 95V96H77ZM146 95V96H147ZM155 94H154V97L156 96ZM159 95L161 96V93H159ZM79 96H77V97H79ZM109 96V97H108ZM110 96H111V98H110ZM147 96V97H148ZM158 96V95H157ZM156 96V97H157ZM160 96H159V98H160ZM173 95H171L170 96V98L169 99H167V101L168 100H170L171 101V99H173V97H172ZM174 96H175V94H174ZM176 96H177V94H176ZM155 97V98H156ZM162 97V96H161ZM163 97L166 99V97H165V95H163ZM172 97V98H171ZM129 98V99H130ZM139 98L141 99V101H139ZM159 98H157L161 103L163 102L162 101V99L160 100ZM257 98V99H256ZM111 99L110 101L111 102H109L110 104H112V102H113V104H116V103H114V102H117L116 101V99ZM176 99H180V100H182L183 98L182 97H180L179 96V98H175L174 99V101L172 100L171 102L170 101H168V103L170 102V104H172L173 102H175V100ZM73 100V99H72ZM113 100V101H112ZM178 100L176 101V104L178 103V104H180V103H182L181 105H183V102H185L184 100H183V102L182 101H180L179 100V102H178ZM69 101V102H68ZM67 102L68 103H66L67 105V107H68V105H69V107H70V109L72 110L71 111V113H72V115L73 116H71V119L70 120H72V125L74 124V128L75 129H77L76 131H77V133H79L80 135L78 136V137H76L77 136V133H76V135L74 136L73 135V133H72V135H69V134H71L70 132H68L67 134L69 135H67L68 136V138H70L71 139V142L74 140V142H73V146H75L74 147V149H75V153H74V158L76 157L77 159H75V161H76V163H77V165H78V163H79V165H78V167H81V170H80V172L81 173H83V174H81V175H83L82 176V178L84 177V179L85 180H87V178H89L88 179V181H83V182H81V183H78V185H79V187H81V194L82 193H84L85 194V196H84V194H82L83 196H84V198L86 197L87 198V200H86V202H88V207H89V210H93L92 212H96V214L99 216V214L101 215V218L103 217L105 220H108L109 221V219H110V221H112V224L114 223L115 224V226H118L117 228V230H118V235H119V237L117 236V238L120 240H122V242H125L126 244H128V246L127 247H129V246H132V247H135V248H140V250L142 251V254H136V253H138V252H135V251H133V250H131V249H134V248H132V247H130L131 249H129V253H127V252H125V255L127 256H125L124 255V257H126V258H124L123 257V262L125 263V264H152L151 263V261L149 260V256L147 257V252L150 250V249H152V250H154V248L156 249L155 250V254H156V256H153V257H155L156 259H160L161 257H163L164 255H166L167 256V253H168V257L170 258V256H172L173 254H175V256H176V258L177 259H182L183 260V258H180V257H183L184 255V260L182 261V263L181 262H179V263H173V259H175V257H173V259H170V262H172V264H184L183 262H186L185 264H193L194 263V259L192 258L193 256H191V251L190 250H188L187 252H191L190 253V256H189V253H186V251H184L183 249H180L179 251L180 252H182V253H180L179 251H178V249L179 248H177L176 249V247H175V250L176 251H178V252H176L175 250H172L173 248H174V246L172 247V249H169L168 250V247L170 248V246H168L167 247V245H166V247L167 248H164V247H161L160 248V246H162L163 244L161 243L160 244V241L159 242H157V240H156V238H157V236H156V233L154 232L155 231V227H156V232H157V235H158V233H161V231L160 232H158L159 230H162L161 229V227H166V229H169V230H171V231H177V229L178 228H180V226H179V224H181V221L182 222H188V221H186V220H189V219H187V218H191L192 216H194V217H192V219L194 220L195 219V221H193V223H195L194 225H193V223H185L187 226H188V224H189V226L187 227V226H185V224L184 223H182L181 224V228L180 229H182V227L184 226V231H188V229L189 228H191V229H189V231L188 232H190V234H192V235H195L194 237H198L197 236V234L199 235L200 233L202 234L204 231L206 232V230L205 229H207V232H210V233H208V234H206L205 235V232H204V235L202 234V237L204 236V238H207V237H209V239H211V237L213 236L212 235V233H211V231L212 232H214V236H216V234H217V232L219 231V230H225V231H229V233L231 234V235H234V234H237L236 235V238H235V240H236V245L238 246V247H241V245H240V243L241 242H243V241H247V240H249L248 241V243H251L252 245H254V241H256V240H259L260 238H257L256 237V235H255V233L254 234H252L253 232H256V234H257V230H258V228H256L255 226H254V224L252 225V223H251V215H250V213H251V211H256L257 210V212L258 213H261L260 212V210H258V208H256L257 206L255 205V204H253L252 202H250L246 197H245V195H243V194H237V195H235V194H232V193H230L229 191H225L226 189H224V190H222V192H221V196H220V193H219V200L221 201V202H219V201H217V200H215V199H218V198H216L215 197V195H214V192L216 191V190H214L215 188H214V186L212 185V184H210V183H208V184H206V183H203L202 181H200V180H198V178H199V175H198V173H197V171L195 172V170L193 171V172H195L196 174H192L191 172H185L184 170H182V169H180L179 168V165H177L176 163H172V161H168V162H170V164H168V162H167V159L168 160H170V158H166V156L163 154V151L161 152V150L159 149V150H157L158 148H160V147H158V146H154V147H156L155 149H156V151H155V153L157 152V154H159V152L161 153L160 155L162 156H160L161 158H164V160L162 159V161H159V160H161V158L160 157H158V158H160V159H157V157L156 156H159V155H156L155 157L153 156V158H149V156H151V154L148 152L147 154H148V156L147 155H145L146 153L145 152H147V149H146V146H145V144L143 143V138L146 136L145 135V133L147 132L148 133V128L150 129V127H152L151 129L153 130V127L155 128V130L154 131H152L153 132V136H154V133H158L159 132V134L161 135L162 134V132H163V136H160V137H168V138H170V141L169 140H167L168 141V144L169 145H171V146H167V147H169V151H173V153H175V152H177L178 153V151H183V149H185L183 152H186V153H184V154H182L181 152H180V154H182L183 156L184 155H186V154H188L189 153V151L187 150L186 151V148L185 147H183L182 148V144H178L177 142H175L174 140H172L171 138V134H167V136H166V134H164V129H165V124H163L162 122H159L158 120H156V119H154V121L155 122H152V123H149L148 121H146V119L148 118V114H153V113H156V112H154V110H152V112H150L151 111V109H149V108H147V106H146V108L145 107H142V105H139V106H137L138 104H140V103H138V104H136V106H137V108H140V109H137V110H139V115H142V114H144V113H147V112H150V113H147V114H144V117H146L147 115V117H146V119L145 118H143L142 119V121H143V123L146 121L148 124H150L149 126L150 127H148V124L147 123H144V124H140L141 125V127L140 126H134L132 123H128V121L127 120H125L124 119V117H122V116H120V115H122V111H119V112H121V113H117L119 116H117L116 115V118L114 119V120H117L118 121V123H117V121H113L112 119H113V117L111 118V124L108 122L109 120H110V117H111V115L110 114H108V115H106V113H104L105 115L103 116V115H100V114H102V112L101 111H103L105 108H103L100 112L99 111H96V112H94V111H92L89 107H86V106H84V108H83V105L82 106H80V108L81 109H85V107L88 109V111H87V109H85L86 111L84 112V116H82V113H83V111L84 110H81L82 111V113H81V111H79V107H77V106H79V105H74L75 104V101H71V99L70 100H68ZM71 101V102H70ZM98 101H100L99 103H101L100 105L98 104ZM102 101V102H101ZM135 101V102H134ZM167 101L165 100L164 102H166L167 103ZM97 102V103H96ZM71 103V104H70ZM74 103V104H73ZM88 103V104H87ZM166 103H164V105L165 106H167V108H168V106L170 107V108H172L171 107V105H167ZM197 103V105H199L198 103L199 102H196ZM196 103H194L193 102V104H196ZM73 104V105H72ZM77 104V103H76ZM94 104V105H93ZM119 104V103H118ZM117 104V105H118ZM201 104V103H200ZM96 105V106H95ZM174 107H175V105L174 104H172ZM181 105H177L176 107L178 108H181L182 110H183V107H184V105H183V107L181 106ZM185 105H186V103H185ZM202 105V104H201ZM212 105H213V107H212ZM210 107H212V109L210 110V112H211V115H212V118L214 119V116H215V118H216V116H217V111H216V107H215V105L214 104H212ZM73 106V107H72ZM94 106V107H93ZM143 106H144V104H143ZM200 106V105H199ZM197 107L196 105H194V107H197V108H195L196 110L199 108V110L201 109V111L203 112V108L204 107H202V106H200V107ZM72 107V108H71ZM78 109H77V108ZM118 107H120V105H118ZM172 108L173 110H172V112L174 113V115H176V117L178 118V122H176L177 124H178V127H180V129L176 126L177 124L175 123L172 127H174V126H176V127H174V128H176L177 130H180V133L182 132L184 135H186V136H184L183 135V137L184 138H187V136H190L193 140H194V142L198 145L199 144V147L198 148H200V146H201V148L199 149V151H201V153H199V151H198V153H199V155L201 156L200 158L202 159V161L203 162H199L198 163V165H200V166H202L203 167V165H204V167L206 168V169H208L210 172L212 171V170H210L209 168H213V164H212V162H210L211 160H209V157H210V146H209V144H210V137L209 136H207V134L206 133H204L203 131H201V130H189L188 128H186L184 125L182 126L181 125V120H182V123H184V121L186 122V125H187V123L188 122H190V123H192V124H199L202 120L200 119V118H198V117H193L192 118V116L190 117V118H192V119H190V118H187V117H189V115H187V114H185V112L183 113V111L182 112H180L178 109H176V107L175 108ZM202 107V108H201ZM75 108V109H74ZM112 111H109V109ZM143 108H145L144 110H142ZM169 108V109H170ZM69 109V110H70ZM96 109V110H95ZM147 109H149L148 111H147ZM153 109V108H152ZM176 110H178L177 112H176ZM198 110V111H199ZM144 112V113H142V112ZM201 111H199V112H201ZM77 112H80V114L81 115H78L79 113H77ZM92 112L93 113H100L98 116H101L100 118L102 119H100V121H102V123H100V121H99V118L97 117V115L96 114H92ZM141 112V113H140ZM233 111H231V113H232ZM76 115V118L74 117V114ZM89 113V114H88ZM91 113V114H90ZM172 113V114H173ZM180 115H179V114ZM181 113H183V115L181 114ZM86 114L88 115V116H86ZM233 114L235 115V111L233 112ZM92 117V120H91V123H92V121H93V123H95V124H93V126L95 125V127H93V129H91L92 127V124H89L90 123V120H87L88 119V117H90V116ZM78 116H80V118L78 117ZM93 116H95V117H97L98 118V120L96 121V119L97 118H95V117H93ZM103 116V117H102ZM109 117V119H108V117ZM124 116V115H123ZM150 116H152V115H150ZM150 116H149V118H150ZM73 117V118H72ZM90 117V118H91ZM121 119V117L123 118V119H121L120 121H119V119ZM141 117V116H140ZM142 117H143V115H142ZM84 118V120L82 121V119ZM87 118V119H86ZM93 118H95V119H93ZM168 118H170V119H172V116L170 117H168ZM79 119H81L80 121H77V120H79ZM151 120H152V117L150 118ZM149 119V120H150ZM123 120V121H122ZM145 120V121H144ZM86 121L87 122H89V123H87V124H89L90 126L88 127L87 126V124H86ZM95 121V122H94ZM98 121H99V123H98ZM126 121V122H125ZM153 121V120H152ZM172 122H173V120H171ZM171 121H169V123L171 122ZM77 122H82L81 124L80 123H77ZM113 122H116V123H113ZM213 122H216L215 120L213 121ZM217 124L216 125H218V123H220V122H216ZM223 123V122H222ZM227 123V122H226ZM86 124V126H87V128H86V126H84V125ZM96 124H97V126H98V124H100L99 126H101V128L98 126H96ZM102 124V125H101ZM110 126H112V127H110V128H108V126L109 125ZM145 124H147V126H145ZM154 124V125H153ZM185 124V123H184ZM189 124V123H188ZM221 124V123H220ZM219 124V125H220ZM105 125V126H104ZM113 125H115V127H113ZM117 125V126H116ZM120 125V126H119ZM127 125V126H126ZM164 127H163V126ZM215 125V124H214ZM215 125V126H216ZM218 125V126H219ZM226 125H228L227 126V128L229 127V124H221V128H226ZM77 126V127H76ZM80 126H82V127H80ZM125 126H126V129H125ZM133 126L139 131V133L138 132H131L132 130H133ZM223 126V127H222ZM225 126V127H224ZM91 127V128H90ZM118 128L120 131V133H113V131L115 132L116 130H118V129H114V128ZM148 127V128H147ZM90 128V129H89ZM94 128L96 129L97 128V131L96 132H98V129L100 128V130H99V132H101V133H99L98 132V135H97V133H95L94 134V132H95V130H94ZM113 128V129H112ZM139 128H141V129H139ZM164 128V129H163ZM166 128H167V126H166ZM111 129H112V131H111ZM168 129V128H167ZM165 130L166 132L165 133H167L168 132V130ZM182 129V130H181ZM188 129V130H187ZM91 130H94V131H92L91 132ZM109 130L111 131V132H109ZM137 130H135L134 129V131H137ZM161 130H163L162 132H160ZM231 130V128H228L227 130L226 129H224L223 131L225 132L226 131V133H229V131ZM82 131V132H81ZM121 131H122V133H121ZM201 131V132H200ZM233 130H231L230 132H232ZM84 132V133H83ZM90 132V133H89ZM87 133V134H86ZM88 133H89V135H88ZM113 133V134H112ZM133 133L134 134H137L138 133V137L136 136V135H133ZM150 133L151 132H149L148 134L150 135ZM156 133V134H157ZM181 133V134H182ZM193 133V134H192ZM235 133V132H234ZM84 134H86V137H85V135ZM92 134H94L95 136L93 137H91V135ZM107 134H109V136L107 135ZM117 134V135H116ZM119 134H121L120 135V137H119ZM156 134H155V136H156ZM83 135V136H82ZM110 135H113L112 137L110 136ZM145 135V136H144ZM158 135V134H157ZM169 135V136H168ZM82 136V137H81ZM99 136H100V138H99ZM114 136H116V137H114ZM144 136V137H143ZM88 137V138H87ZM99 138V139H95V138ZM114 137V138H113ZM132 137H133V139H135V140H133L132 139ZM135 137V138H134ZM157 137V136H156ZM80 138H81V140H80ZM86 138V139H85ZM120 138V139H119ZM137 138V139H136ZM231 138V137H230ZM229 138V139H230ZM234 140H233V139ZM231 138V140H227V139H225V141L226 142H228L229 143V145L230 146H233V147H235V145H236V147L237 146H239V142H237L236 140V138L235 137H232ZM119 139V140H118ZM82 140H84V142L82 141ZM89 140V141H88ZM96 140V141H95ZM97 140H99V142L101 143H99V142H97ZM104 140V141H103ZM116 140H118V141H116ZM121 140V141H120ZM131 140H132V142H131ZM138 140V141H137ZM139 140H140V143H139ZM142 140V141H141ZM230 141H232V142H230ZM252 141V139L250 138V137H248L247 139H246V142H248V145H250L251 146V142ZM82 142H83V144H82ZM137 142V143H136ZM141 142H142V144H143V147H145V148H143L141 145ZM225 142V143H226ZM251 142V143H250ZM98 145H97V144ZM107 143V144H106ZM137 145H140V147L139 146H137ZM227 143V144H228ZM237 143V144H236ZM76 144V145H75ZM79 144H80V146H79ZM100 144V145H99ZM176 144L178 145L177 147H178V149L176 148ZM83 145V146H82ZM136 147H135V146ZM208 145V146H207ZM101 146V147H100ZM105 148H104V147ZM110 146V148H108ZM181 146V147H180ZM249 146V147H250ZM80 147V148H79ZM82 147V148H81ZM94 147V148H93ZM113 147V148H112ZM115 147V148H114ZM118 147V148H117ZM122 147V148H121ZM158 147V148H157ZM252 147V146H251ZM251 147H250V149H251ZM85 148V149H84ZM99 148V149H98ZM125 150H124V149ZM144 150H143V149ZM76 149H78V150H76ZM154 149V150H155ZM254 148H252V150H253ZM86 150V151H85ZM100 150V151H99ZM102 150V151H101ZM121 150H123V151H121ZM140 150H142V152L140 151ZM209 150V151H208ZM256 150V149H255ZM85 152V154H83L84 152ZM91 151V152H90ZM95 151V152H94ZM127 151V152H126ZM140 151V152H139ZM172 151L170 152V153H172ZM77 152V153H76ZM83 152V153H82ZM94 152V153H93ZM100 152H102V155H103V157L107 160L108 158H109V161L108 162H112V166H116V167H112V166H110L111 168H109V169H114L115 168V170H113V172H109V169H108V172H109V174H108V172H107V175L109 176L108 178H109V180H111L110 178H112V179H114V176L116 175V176H119L118 178L115 176V178L116 179H118L119 181H120V183H119V181H118V183H117V181H116V183H115V181L114 180H111V181H109V180H107L108 178L106 177V175L104 176L103 174L104 173H106L105 172V170L107 171V169H104L103 170V165H102V163H101V165H100V161H102L101 159H102V157H100V156H102L101 155V153ZM104 152V153H103ZM139 152V153H138ZM188 152V153H187ZM255 152H258L259 153V151L258 150H256ZM82 153V154H81ZM97 153H99L98 154V156H97ZM110 153V154H109ZM121 153H122V155H121ZM124 153V154H123ZM126 153V154H125ZM128 153V154H127ZM145 153V154H144ZM77 156H76V155ZM89 154V155H88ZM96 154V155H95ZM108 155V156H106V155ZM132 155L131 157H129L130 155ZM83 155H84V157H83ZM91 155V156H90ZM94 155H95V157H94ZM124 155H126V156H124ZM129 155V156H128ZM137 155V156H136ZM128 156V157H127ZM151 156V157H152ZM189 157L190 156V154H188V155H186L184 158L186 159V157ZM78 157H79V159H78ZM91 157V158H90ZM93 157V158H92ZM100 157V158H99ZM106 157H108V158H106ZM132 157H135V158H133V160H132ZM147 157V158H146ZM188 157H187V159H188ZM97 159H100L99 160V165L97 166V163H98V160ZM152 159V160H151ZM153 159H156V160H153ZM166 159V160H165ZM187 159H186V161H187ZM191 159L192 158H189V164L191 165H189L190 166V168H188L189 170H191L192 168L191 167H193V168H197L198 166L196 165V162H192L191 161ZM239 158H238V156L236 157L235 156V158H234V156H233V160H236V161H241L242 159L240 158V160H238ZM143 160H145L144 162H143ZM146 160H147V162H146ZM150 160V161H149ZM219 160V159H218ZM97 163H96V162ZM151 161H152V163L154 164H156L154 167H155V169L157 168L158 170H159V172H158V170H156V172H154V170H153V168L151 169V166L150 165H153V164H151ZM93 162H95V164L93 163ZM158 162V163H157ZM188 162V161H187ZM146 163V164H145ZM203 163V164H202ZM241 163V166L243 167V165H247V163H245V161L244 160H242V162H240ZM82 164H84V165H82ZM87 164V165H86ZM174 164H176V165H174ZM82 165V166H81ZM93 165V166H92ZM158 165V166H157ZM206 165V166H205ZM212 165V166H211ZM88 166V167H87ZM102 167V168H99V167ZM149 166V167H148ZM248 166V165H247ZM98 167V168H97ZM203 167V168H204ZM209 167V168H208ZM101 169H102V171L103 172H101ZM176 169V170H175ZM180 169V170H179ZM243 170H245L246 171V169H248V167H246V166H244L243 168H242ZM262 169V172H263V174H264V168L262 167L261 168ZM148 172H147V171ZM150 170V171H149ZM169 170V171H168ZM180 172H179V171ZM86 171V172H85ZM100 171V172H99ZM110 171H112V170H110ZM152 171V172H151ZM163 171V172H162ZM182 171V172H181ZM184 171V172H183ZM244 171V172H245ZM88 172V173H87ZM158 172V173H157ZM160 172H162V173H165L166 172V174H160ZM173 172V173H172ZM213 172V171H212ZM86 173H87V175H86ZM99 173H100V175H102V176H104V179H103V184H101L102 183V176H100L99 175ZM101 173H103V174H101ZM178 173H180L181 174V176H182V173H184L185 175H187V176H185L184 174H183V176H182V178H181V176H180V174H178ZM186 173H188V174H186ZM191 173V174H190ZM90 174V175H89ZM111 174V175H110ZM119 174V175H118ZM145 174H147L146 176H144ZM148 174L150 175V176H148ZM170 174H173V177L175 178V179H178L177 181H182V183L180 182V183H178V184H176L175 182H176V180H175V182L172 180L171 181V179L173 178V177H171V179L170 180H168L167 178L168 177H170L169 175ZM174 174H176V175H174ZM95 175V176H94ZM153 175V176H152ZM161 175H165L164 177L162 176L161 177ZM178 175V177L180 178V180H179V178L177 177L176 178V176ZM189 175H191L192 177H190ZM194 175V176H193ZM91 176H93V177H91ZM99 176L101 177V178H99ZM142 176V177H141ZM189 176V177H188ZM86 177V178H85ZM137 177H141L140 179H139V182H141V184L138 182V178ZM146 177V178H145ZM154 177V178H153ZM98 178L100 179V183H99V185H98ZM105 178H107L106 180V182L104 181L105 180ZM144 179V181L143 180H141V179ZM150 178V179H149ZM153 178V179H152ZM94 179V181L96 180V181H98L97 183H96V181L95 182H93V181H91V180H93ZM115 179V180H116ZM166 179V180H165ZM181 179H183V180H181ZM200 179V178H199ZM137 180V181H136ZM89 181H91V182H89ZM113 181H114V183L116 184V186H117V184H119V187H116L115 185H114V183H113ZM136 181V182H135ZM87 182H89L88 184H94V183H96V184H94V186H96V188H94V186L93 185H87ZM105 182V183H104ZM108 182V183H107ZM111 182V183H110ZM161 182V183H160ZM166 182H168V183H166ZM107 183V185H105ZM126 183V184H125ZM144 185H143V184ZM164 183H166V184H164ZM175 184V186L176 185H179L178 187L176 186V187H174L173 185ZM81 184H84V185H87L88 187H83V185H81ZM112 184V185H111ZM147 184V188H145L146 185ZM181 184H183L182 186L183 187H185V188H183V187H181V188H183V190H184V192L182 193V194H180L179 192L181 191V188H179L180 187V185ZM207 185L206 187L205 186H203V185ZM210 184V185H209ZM81 185V186H80ZM101 185V186H100ZM103 185H105V186H103ZM142 185V186H141ZM91 186H93V188L94 189H96L97 190V188L100 186V189L98 188V190L95 192L94 191V189L93 188H90ZM102 186H103V188H102ZM112 186H114V187H112ZM120 186L122 187V188H120ZM140 186H141V188H143L144 186V191H143V189H141L140 188ZM174 187V189H173V187ZM193 186V187H192ZM78 187V188H79ZM112 187V188H111ZM116 187V188H115ZM137 187L139 188V192H138V189H137ZM163 187V188H162ZM203 187H205V188H203ZM85 188V189H84ZM88 188V189H87ZM89 188H90V190H89ZM101 188H102V190H101ZM119 190H118V189ZM176 188V189H175ZM213 188V189H212ZM82 189H84L85 191H83ZM104 189H106V190H104ZM113 189V190H112ZM179 189H180V191H179ZM195 189V190H194ZM90 191V192H88V191ZM92 190L94 191V192H92ZM104 192V194H105V196H104V198L103 199H107V200H102L101 199V197L99 198V199H101V200H99L98 199V197H96L95 195H96V193L97 192ZM104 190V191H103ZM140 190H142V191H140ZM146 190V191H145ZM148 190H150V191H148ZM173 190H178V191H176V192H174ZM87 191V192H86ZM205 191V192H204ZM212 191H214V192H212ZM224 191V192H223ZM141 192H143L142 194H141ZM144 192H145V194H144ZM151 192L153 193V194H155V195H153V194H151ZM228 192V193H227ZM93 193H95V194H93ZM124 193L126 194V195H124ZM140 193V194H139ZM147 193V194H146ZM163 193H165V194H163ZM173 193H174V195L176 196H174L173 195ZM177 193V194H176ZM186 193H188V194H186ZM190 193H192V194H190ZM196 194V196L198 197V199H197V197L195 196L194 197V194ZM209 195H208V194ZM151 194V195H150ZM166 194H168V195H166ZM186 194V195H185ZM193 197H191L190 199H191V201H192V203L190 202L189 203V201L190 200H188L189 198H188V196L190 197V195ZM94 195V196H93ZM143 195H148L147 197H143ZM161 195H163V196H161ZM180 196V198H182L183 196L184 197H186V199L185 198H182L183 199V201H182V203H183V205H182V203H181V201H180V199L178 198L179 196ZM230 195H232V196H230ZM127 196V197H126ZM154 196H156L157 197V202L158 203H160L159 205H158V208H156V206H157V202H154L156 199V197L154 198ZM167 196V197H166ZM215 197V199H213L214 197ZM145 198V199H143V198ZM161 197H164V198H161ZM166 197V198H165ZM168 197H170V198H168ZM213 197V198H212ZM220 197H221V199H220ZM228 198V199H226V198ZM92 198V199H91ZM95 198V199H94ZM142 198V199H141ZM153 198L155 199L154 201H153ZM172 198H174V199H179L178 201L179 202H177L176 200H173ZM188 198V199H187ZM141 199V200H140ZM148 199V200H147ZM165 199V200H164ZM170 199V201H169V203L167 202L168 200ZM181 199V200H182ZM222 199H223V201H222ZM91 200V201H90ZM143 200V201H142ZM144 200H145V202H144ZM152 202H154V204H156V205H152L151 203H150V201ZM185 200H187L188 201V205L190 206H187V205H185V203H187V201H185ZM100 201H102V202H100ZM108 201V202H107ZM163 201H164V203H163ZM203 201V202H202ZM231 201V202H230ZM141 202L142 203H146V204H141ZM170 202H171V204H173V202H174V204L177 202V204H175L176 206L178 205V207H179V210H176L177 208H174V207H176L174 204V206H173V208L172 209H174V211H172L171 210V207H170ZM214 202V203H213ZM223 202V203H222ZM102 203V204H101ZM166 203H168V205H169V207H170V210H171V212L169 213V212H166L168 209H169V207H168V205L166 204ZM179 203H180V205L181 206H179ZM226 203V204H225ZM235 203V204H234ZM191 204H194V205H192L194 208H195V210L193 211V209H190V208H193V207H191ZM198 204V205H197ZM220 204H223V205H220ZM237 204V205H236ZM143 205H145V207H146V209H144L145 207L143 206ZM149 205V206H148ZM164 205H166L167 206V208H165V206ZM224 205H226V206H224ZM239 205H241V206H239ZM152 206V207H151ZM164 206V207H163ZM187 207V209H188V211H187V209L186 208H184V209H180V207ZM198 206V207H197ZM202 206V207H201ZM219 206V207H218ZM224 206V207H223ZM109 207H111L110 209H108ZM162 207V208H161ZM197 207V208H196ZM238 207V208H237ZM164 208V209H163ZM200 209V210H198L199 212L197 213V209ZM159 209V211L161 212L160 214H159V212L157 211ZM165 209H167L166 211H165ZM110 210V211H109ZM164 210V211H163ZM189 210H191V212L189 211ZM112 211V212H111ZM146 211V212H145ZM169 211V210H168ZM181 213V211H182V213L183 214H181V215H184V216H182L183 218L185 217H187V215L186 214H188L189 215V213H192V216L190 217V215L186 218V219H184V220H181L180 221V223H178V222H176L178 219L180 220L181 218H180V214L178 213ZM186 213H185V212ZM202 211H204V212H202ZM221 211V212H220ZM110 212H111V215L113 216V214L115 213V216H110ZM167 214H166V213ZM174 212H176V213H173ZM200 212H202V214L200 213ZM149 213V214H148ZM173 215H172V214ZM185 213V214H184ZM203 213H206V215L207 216H211V215H213L212 216V218L211 217H205V214H204V216H203ZM216 213V214H215ZM95 214V215H96ZM156 214H158L157 216L159 217L160 215H161V217H157V216H155ZM175 214H178V216L177 215H175ZM194 214V215H193ZM117 215H118V217H117ZM178 218V219H176V217ZM186 215V216H185ZM202 215V216H201ZM110 216V217H109ZM174 217V218H172V217ZM215 216V217H214ZM156 217H157V219H156ZM202 217V218H201ZM206 219H205V218ZM213 217H214V219H213ZM216 217H217V220H216ZM220 217V218H219ZM236 217H238L239 218V220H235V218ZM102 218V219H103ZM106 218H109V219H106ZM114 218L116 219V220H114ZM162 218V219H161ZM205 220H204V219ZM104 219H103V221H104ZM111 219H113V220H111ZM133 219V220H132ZM135 219V220H134ZM158 219H161V223H159L160 222V220H159V222H157L158 221ZM174 221H173V220ZM192 219H190V221H192ZM218 219H219V222H218ZM172 220V224L170 223V221ZM176 220V221H175ZM204 221V222H203ZM236 221V222H235ZM104 222H107V221H104ZM156 222V223H155ZM174 222V223H173ZM206 222V223H205ZM217 222L219 223V224H217ZM237 222H238V224H237ZM110 224H111V222H109ZM157 223H158V226H157ZM176 223H178V225L176 224ZM200 225V228L201 229H203L204 231H200L199 229V226L197 227V229H195V227L198 225V224ZM203 224V226H202V224ZM204 223H205V225H204ZM113 224V225H114ZM160 224H163V225H161L160 226ZM166 224V225H165ZM175 224V225H174ZM184 224V225H183ZM190 224H192L191 225V227H190ZM206 224H208V226L206 225ZM169 225V226H168ZM177 225V226H176ZM183 225V226H182ZM240 225V226H239ZM160 226V227H159ZM168 226V227H167ZM174 226V227H173ZM179 226V227H178ZM205 226V227H204ZM139 228V230L141 229V233L140 234H142V235H144V241H146V239L148 240L147 241V244H146V242H145V246H144V244L143 245H140V243L139 242H137V241H135V240H131V239H133V238H131V234L130 233H138V228ZM177 229H176V228ZM185 227H187V228H185ZM194 228V230H196L195 231V234H194V232H193V228ZM204 227V228H203ZM219 227H221V229L219 228V230L217 231L216 229H218ZM174 228L176 229V230H174ZM199 228V229H198ZM210 230H209V229ZM216 228V229H215ZM236 228V229H235ZM241 230H240V229ZM159 229V230H158ZM166 229L165 228H163V231L165 230L166 231ZM180 229H178L179 231H180ZM182 229V230H183ZM187 229V230H186ZM238 229V230H237ZM249 229V230H248ZM169 230L168 231H166V233L168 234L169 233ZM192 230V231H191ZM197 230H198V232H197ZM215 230H216V233H215ZM245 230V231H244ZM101 231V230H100ZM99 231V233H98V235L99 234H101L102 232V234L101 235H99L98 237H99V245H100V248L102 249V260H104L103 258H105V261L104 262H106L107 264L108 263H112L113 264V262H111L112 260L111 259H106V257L108 258L109 257V254L107 253L106 254V251L108 250V249H106V247L108 248L109 246V242H108V240H110V242L113 240V238H114V235H112V234H108L107 233V231H105V230H102L101 232ZM143 231V232H142ZM178 231V232H179ZM105 232H106V235L109 237H107V236H105ZM175 232H170V233H173V234H171L172 236L174 235V234H176ZM178 232H177V234H178ZM187 232V233H188ZM200 232V233H199ZM252 232V233H251ZM143 233H145L146 234V236H145V234H143ZM155 233V234H154ZM219 233V232H218ZM238 233H239V235H238ZM154 234V236H152ZM189 234V233H188ZM188 234H187V236H188ZM189 234V235H190ZM200 234V235H201ZM246 234V235H245ZM127 235V236H126ZM128 235H130L129 237H128ZM148 235V236H147ZM210 235H211V237H210ZM219 235V234H218ZM217 235V236H218ZM254 236V238H253V236ZM100 236H101V238H100ZM152 236V237H151ZM216 236V237H217ZM241 236V237H240ZM250 236V237H249ZM103 237H104V239H103ZM107 237V238H106ZM145 237H146V239H145ZM150 237L152 238L151 239V241H149L150 240ZM188 237H191V235L190 236H188ZM193 237V236H192ZM199 237H201V236H199ZM215 237V239H214V237H212V240L214 239V240H218L219 239V237H218V239ZM255 237H256V240H255ZM131 238V239H130ZM155 238V239H154ZM246 238V239H245ZM112 239V240H111ZM126 239V240H125ZM128 239V240H127ZM156 240V242L154 241V240ZM244 239V240H243ZM254 239V240H253ZM100 240H104L103 242H105V244L104 245H106V246H104V245H102L101 244V242H100ZM131 240V241H130ZM152 240H153V242H154V244L156 245V243H157V246L155 247V245H150L151 243H153L152 242ZM212 240H210V241H212ZM213 240V241H214ZM108 242V244H107V242ZM136 243H135V242ZM245 241V242H246ZM102 242V243H103ZM222 242V241H221ZM245 242H243L244 244H246ZM260 244H259V243ZM256 241L255 243V245H257V246H260L261 244H262V242H261V239H260V241ZM137 243H138V246H140V247H138L137 246ZM148 243H150L149 245H148ZM158 243H159V245H158ZM243 243H241L242 245H243ZM147 245V246H146ZM254 245V246H255ZM263 245V244H262ZM148 246H150V249H149V247ZM158 246H159V248L161 249L160 251L161 252H159L158 250H159V248H158ZM163 246H165V245H163ZM148 247V248H147ZM153 247V248H152ZM186 248L187 247H185V250H186ZM263 248H264V245H263ZM162 249L164 250H166V252H164V251H162ZM188 249V248H187ZM131 250V251H130ZM170 250H172V255L170 254L171 252H170ZM183 250V251H182ZM128 251V250H127ZM147 251V252H146ZM158 251V252H157ZM168 251V252H167ZM104 252V253H103ZM108 252V251H107ZM157 252V253H156ZM162 252H164L163 254H161L159 257L157 256L158 254H160V253H162ZM184 252V253H183ZM263 252H264V249H263ZM166 253V254H165ZM180 253V254H179ZM129 254H130V256H129ZM181 254H184L183 256H180ZM193 254V253H192ZM106 255V257H104ZM170 255V256H169ZM178 255V256H177ZM111 258V257H110ZM172 258V257H171ZM107 260V261H106ZM186 260V261H185ZM123 263V264H124ZM115 264V263H114ZM167 264H171V263H167Z\"/></svg>",
    "mask_w": 264,
    "mask_h": 264
}]
</instances>
